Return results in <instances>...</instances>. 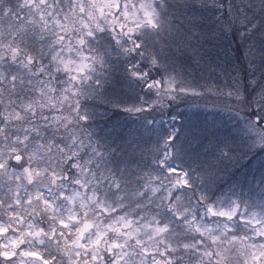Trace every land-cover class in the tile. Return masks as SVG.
<instances>
[{"label":"snow or ice","instance_id":"obj_1","mask_svg":"<svg viewBox=\"0 0 264 264\" xmlns=\"http://www.w3.org/2000/svg\"><path fill=\"white\" fill-rule=\"evenodd\" d=\"M0 264H264V0H0Z\"/></svg>","mask_w":264,"mask_h":264},{"label":"rangeland","instance_id":"obj_2","mask_svg":"<svg viewBox=\"0 0 264 264\" xmlns=\"http://www.w3.org/2000/svg\"><path fill=\"white\" fill-rule=\"evenodd\" d=\"M222 41V40H221ZM226 42V41H224ZM180 113H185V119L183 121L184 128L181 131L182 137L187 135L190 130H193V125L196 126L197 129H202L206 124H210L213 120L216 121V124L219 128L221 136L227 133L230 125L227 123L228 117L225 114H216L212 108V105H204L201 102L191 103L188 105H183L177 109ZM180 121H177L176 126L178 130L180 129ZM111 124L115 126V131L118 134H123V132L127 131L129 127L135 128V125L131 123V121L125 122V118L123 115L113 114L111 116ZM155 137L149 139V134L143 133V141L142 146L144 147V159L147 161L150 157L148 155L149 147H155L154 145ZM258 166L257 164L253 165V171ZM247 188H245V192H247Z\"/></svg>","mask_w":264,"mask_h":264},{"label":"trees","instance_id":"obj_3","mask_svg":"<svg viewBox=\"0 0 264 264\" xmlns=\"http://www.w3.org/2000/svg\"><path fill=\"white\" fill-rule=\"evenodd\" d=\"M216 43H217L218 45H221V46L215 48L214 51L220 53V55H219V57H218V62H219L221 65H223L224 60H225V56H224V50H225V49H224V47H223L222 45H224L226 42H224V41H217Z\"/></svg>","mask_w":264,"mask_h":264}]
</instances>
